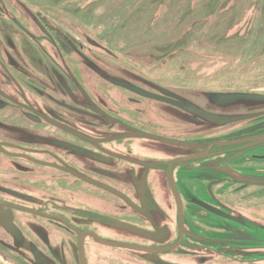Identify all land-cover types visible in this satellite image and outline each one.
Listing matches in <instances>:
<instances>
[{"label":"flooded vegetation","instance_id":"1","mask_svg":"<svg viewBox=\"0 0 264 264\" xmlns=\"http://www.w3.org/2000/svg\"><path fill=\"white\" fill-rule=\"evenodd\" d=\"M210 93L264 0H0V264H264V103Z\"/></svg>","mask_w":264,"mask_h":264},{"label":"water","instance_id":"2","mask_svg":"<svg viewBox=\"0 0 264 264\" xmlns=\"http://www.w3.org/2000/svg\"><path fill=\"white\" fill-rule=\"evenodd\" d=\"M208 100L214 105H233V104H262L264 103V96L257 94L245 93H210L207 94ZM199 117L213 121L214 116L209 115L203 111H197Z\"/></svg>","mask_w":264,"mask_h":264},{"label":"rangeland","instance_id":"3","mask_svg":"<svg viewBox=\"0 0 264 264\" xmlns=\"http://www.w3.org/2000/svg\"><path fill=\"white\" fill-rule=\"evenodd\" d=\"M203 54H209V53H206V51L204 50V53ZM219 65H220V61H219V63H218ZM208 87V86H207Z\"/></svg>","mask_w":264,"mask_h":264}]
</instances>
